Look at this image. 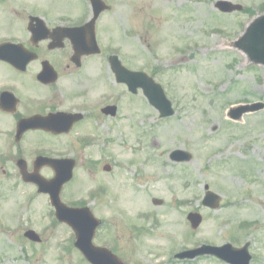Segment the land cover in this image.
Returning <instances> with one entry per match:
<instances>
[{
	"label": "rangeland",
	"instance_id": "1",
	"mask_svg": "<svg viewBox=\"0 0 264 264\" xmlns=\"http://www.w3.org/2000/svg\"><path fill=\"white\" fill-rule=\"evenodd\" d=\"M70 1L76 17L90 11L87 0ZM103 1L112 24L99 35L117 40L123 66L163 87L175 113L159 119L141 92L132 96L107 78L105 100L117 99V123L89 136L87 148L82 133L62 144L61 153L78 163L63 201L93 208L103 223L96 243H113L131 264H177L180 251L226 243H249L254 264H264V109L228 117L237 106L264 103V69L247 65L232 46L264 12V0H226L244 8L231 15L215 9L220 0ZM176 150L191 161L172 163ZM13 187L0 192V264H84L59 254L69 231L51 222L48 198ZM206 187L221 198L216 211L202 206ZM189 213L202 216L196 231ZM27 229L43 238L41 247L23 238ZM186 264L223 263L203 257Z\"/></svg>",
	"mask_w": 264,
	"mask_h": 264
},
{
	"label": "flooded vegetation",
	"instance_id": "2",
	"mask_svg": "<svg viewBox=\"0 0 264 264\" xmlns=\"http://www.w3.org/2000/svg\"><path fill=\"white\" fill-rule=\"evenodd\" d=\"M108 13L95 23L99 53L77 58L73 30L90 22L91 12L76 17L70 0H0V192L9 188L11 171L18 174L20 160L33 162L42 148L49 152L44 156L74 159L61 153L62 144L73 133L83 134L80 142L87 148L89 136L98 137L101 128L117 123V99L105 100L106 79L115 80L110 57L117 56V40L110 36L103 40L98 33L110 28L112 22L104 18ZM105 43L107 49H103ZM110 106L115 110L106 109ZM47 121L51 131L70 128V132L48 134L42 128ZM25 122H29L28 129ZM42 137L49 147L42 145ZM69 206H87L97 217L89 205ZM73 240L70 237L69 255L75 254L87 264ZM111 244L108 248L123 259ZM95 245L105 246L103 242Z\"/></svg>",
	"mask_w": 264,
	"mask_h": 264
},
{
	"label": "water",
	"instance_id": "3",
	"mask_svg": "<svg viewBox=\"0 0 264 264\" xmlns=\"http://www.w3.org/2000/svg\"><path fill=\"white\" fill-rule=\"evenodd\" d=\"M96 6L98 0H91ZM222 12H233L239 8L232 7L229 4H221ZM237 48L243 51L254 64H264V17L255 20L245 34L236 44ZM117 82L124 83L128 86L129 91L136 93L138 88H141L149 103L160 112L161 117H169L173 115L170 102L165 98L159 86L155 85L152 80L148 79L143 74L131 73L120 65L117 61ZM116 71V70H115ZM264 108L262 104H254L247 107H241L231 113L232 119H238L244 113H252L260 111ZM172 158L188 160L189 155L180 151L172 154ZM48 165L49 162H46ZM43 165V164H42ZM67 167H63L60 175L56 180L46 182L41 179H35L32 176H26V182H32L38 185L39 192L47 193L50 196L51 204L56 208L57 215L61 221L69 223L70 227L76 234V246L81 249L86 259L92 264H114L111 255L101 249H93L91 241L94 236L96 227L99 223L94 221L91 213L88 210L72 212L61 205L59 193L62 185L71 177L72 164L66 163ZM23 175L25 173L23 172ZM160 203V202H159ZM158 203V204H159ZM219 198L211 193H207L203 201V205L211 209L218 207ZM188 220L192 224V228L196 229L200 224V217L197 215H189ZM32 241L36 240L33 232H28L25 235ZM198 255H211L216 258L229 262L231 264H248L249 256L244 250H233L229 245L222 248L202 247L198 250L182 253L177 257L180 259H192ZM117 264H123L117 259Z\"/></svg>",
	"mask_w": 264,
	"mask_h": 264
}]
</instances>
